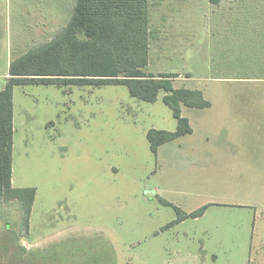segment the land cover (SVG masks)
<instances>
[{
  "label": "rangeland",
  "instance_id": "1",
  "mask_svg": "<svg viewBox=\"0 0 264 264\" xmlns=\"http://www.w3.org/2000/svg\"><path fill=\"white\" fill-rule=\"evenodd\" d=\"M42 1L48 40L74 0H0V89ZM150 15L145 70L212 105L184 106L193 132L154 153L149 131L178 124L164 90L16 86L12 182L36 197L29 228L0 200V264H264V0H150Z\"/></svg>",
  "mask_w": 264,
  "mask_h": 264
},
{
  "label": "trees",
  "instance_id": "2",
  "mask_svg": "<svg viewBox=\"0 0 264 264\" xmlns=\"http://www.w3.org/2000/svg\"><path fill=\"white\" fill-rule=\"evenodd\" d=\"M220 5L224 0H209ZM150 0H75L72 15L51 40L16 57L9 77L0 91V200H18L24 209V223L30 226L35 187L13 185L14 89L20 85H126L132 96L154 102L161 91L163 101L177 119L173 132L150 130L151 149L193 132L183 107L204 108L212 105L202 90L175 88L174 74H149ZM171 205V204H170ZM179 212L178 207H175ZM206 208V206H205ZM205 208L184 214L164 229L189 217H198Z\"/></svg>",
  "mask_w": 264,
  "mask_h": 264
},
{
  "label": "crops",
  "instance_id": "3",
  "mask_svg": "<svg viewBox=\"0 0 264 264\" xmlns=\"http://www.w3.org/2000/svg\"><path fill=\"white\" fill-rule=\"evenodd\" d=\"M40 7L41 8H39V10L35 14L34 18L31 19V17H29L28 22H29V26L31 29L28 30L26 36H22V38L20 39V43H18V45L16 47H14L15 51L13 50V54L11 53L12 52V48H11V51H10L11 59L9 61H7L8 70L3 74V77L6 81H7V78L10 76L9 75V69H10V65H11V62L13 60L12 58H13L14 54H15V58L26 54L30 49L35 48L36 46L51 40L62 29V27L60 29H58L57 32L55 33V35L53 37L49 38L48 40L45 39V34H46L45 29H46V25H47L45 23V21H46V17H48L49 14H48V12H46V3L44 1H42L40 3ZM28 13L31 15L30 10L28 11ZM58 18H59V16H58ZM49 24H50V22H49ZM29 31H31L33 33L31 38L29 35L30 34ZM4 87H5V84L0 89V91Z\"/></svg>",
  "mask_w": 264,
  "mask_h": 264
}]
</instances>
